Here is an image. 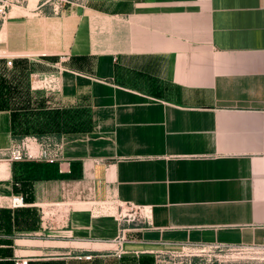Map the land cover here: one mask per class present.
Masks as SVG:
<instances>
[{
    "label": "crops",
    "instance_id": "obj_1",
    "mask_svg": "<svg viewBox=\"0 0 264 264\" xmlns=\"http://www.w3.org/2000/svg\"><path fill=\"white\" fill-rule=\"evenodd\" d=\"M0 48L24 66L26 120H42L0 107V264L264 246V0H28ZM26 134L60 156L10 158Z\"/></svg>",
    "mask_w": 264,
    "mask_h": 264
},
{
    "label": "rangeland",
    "instance_id": "obj_2",
    "mask_svg": "<svg viewBox=\"0 0 264 264\" xmlns=\"http://www.w3.org/2000/svg\"><path fill=\"white\" fill-rule=\"evenodd\" d=\"M1 7H3V9H0V22L8 15L11 5L0 0V8ZM26 80L24 66L21 69L12 70L11 64H5V58L0 57V107L11 106L17 110V112H15V125L18 127H25V125L29 124L38 125L40 121H42L39 119L40 115L38 113L37 116L39 117H36L37 119L34 118L27 121L25 118V109L28 108V106L25 105L27 91L25 88ZM10 95L13 97L14 101L19 99L20 103L10 104ZM29 107H31L30 104ZM37 111H41V109ZM29 114H31V111ZM118 213L120 219L126 217L131 220L134 219L136 215V211L132 207H128L126 210L118 209ZM117 250V248H114V250H112L113 252H109L104 256L106 257V264H138V252L122 249V252L117 254ZM140 254L148 257L151 264H200L202 262L241 260L246 257L264 259V246L183 244L170 249H160L156 251L146 250Z\"/></svg>",
    "mask_w": 264,
    "mask_h": 264
},
{
    "label": "built area",
    "instance_id": "obj_3",
    "mask_svg": "<svg viewBox=\"0 0 264 264\" xmlns=\"http://www.w3.org/2000/svg\"><path fill=\"white\" fill-rule=\"evenodd\" d=\"M4 3H9V5H25L28 0H3ZM0 9H3L1 7ZM53 11L55 7L52 8ZM0 57L5 58V64L10 65L12 63V57L9 53L5 52L0 48ZM29 141H33L38 149L36 153H32L28 147ZM8 156L12 159H21L23 157L36 156L38 158H43L48 162L56 160L60 156V144L59 142L50 135H23L16 141L12 142L8 147ZM12 206L22 205V196L19 194H14L9 200ZM119 240V239H117ZM197 245V244H193ZM220 245V244H212ZM117 254L121 253L122 250L117 248ZM85 257H89L90 254H85ZM26 256H18L13 259L12 264H27Z\"/></svg>",
    "mask_w": 264,
    "mask_h": 264
},
{
    "label": "trees",
    "instance_id": "obj_4",
    "mask_svg": "<svg viewBox=\"0 0 264 264\" xmlns=\"http://www.w3.org/2000/svg\"><path fill=\"white\" fill-rule=\"evenodd\" d=\"M36 136H39V135H36ZM21 137V136H20ZM20 137H18V138H20Z\"/></svg>",
    "mask_w": 264,
    "mask_h": 264
}]
</instances>
